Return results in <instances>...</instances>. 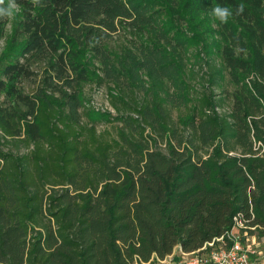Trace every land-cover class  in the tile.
Returning <instances> with one entry per match:
<instances>
[{
	"label": "trees",
	"instance_id": "trees-1",
	"mask_svg": "<svg viewBox=\"0 0 264 264\" xmlns=\"http://www.w3.org/2000/svg\"><path fill=\"white\" fill-rule=\"evenodd\" d=\"M36 1L37 4L42 5L38 10L44 12L42 16L36 11L37 15L33 22L37 24V28L29 31V26H25L21 19L14 22L5 45L0 51V92L10 97H17L16 107H10L11 111L8 109L10 133H14L20 127L15 121L20 116L19 108H25L27 104H30L31 112L36 113L33 122L25 127L26 140H23L25 144L22 145L23 148L32 146L31 150L29 149L26 153L21 152L19 155L9 150L2 153L5 164L0 173V259H2L0 262L7 261L10 264L24 262L22 246L25 243H22L20 238L25 235L26 220L40 213L38 191L45 189L44 181L56 179L68 180L76 186L95 185L99 178L120 175V171L115 168L117 164L130 162L132 166L136 165L137 169L139 159L143 157L138 143L126 142L127 146H133L130 155L129 150L126 152L113 151L111 142L102 141L91 133L82 138L73 133L72 128H75L73 124H77L74 116L78 117V104H73L78 98L75 91L65 94L64 101L56 103L44 96L39 103L40 110H37L33 100L16 89L15 79L20 68L19 53L21 51L46 44L47 49L53 53L58 50L63 52L66 46L73 49L72 52L75 54L80 52L82 45L92 51L94 57L104 65L107 71L110 56L101 44L104 31L113 29L116 19L122 18L133 29L140 30L142 27H147L155 33L154 41L139 44L137 49L140 56L131 51L126 54L130 60L129 66L126 67L129 78L133 81L142 69L150 71L152 76L167 81L171 89L169 98L179 106H186L191 100L182 58L190 44H200L203 54L207 55L209 52L218 54L224 62L230 65L240 63L237 65L238 69L243 68L247 72L254 71L264 76L262 59L264 54V0H247L249 4H244V12L236 14L237 19L248 22L240 33L244 43L242 57L238 59L233 54L232 44H228L226 37L224 44L217 41V31L213 26L214 16L212 15L215 6L223 7L226 2L235 3V0ZM15 2L33 8V4L28 1L15 0ZM237 2L240 3L241 0ZM155 3L162 6L163 19L161 20L158 19L156 9H152ZM237 9L234 10L235 13ZM58 13L59 15H56ZM86 18L95 20L96 26L81 27V21ZM4 23V18H0V39ZM23 29L29 34L25 39H20ZM39 31L45 33L40 35ZM64 38L66 44L63 43ZM70 51H67L68 54ZM206 61L207 59H204V63L210 67V70L205 73L203 103L205 115L208 124L212 127L211 132L214 138H221L222 142L227 145L237 136L234 133L235 126L219 110L217 93L214 88L217 69L216 66H211ZM61 63L64 64L63 59ZM72 68L76 71L75 65ZM254 88L258 89L260 98H264V94L259 91H264V85L254 86ZM247 101L254 108L261 107L257 97L252 94L249 95ZM64 106L69 110H62ZM142 107L145 112L151 113L152 116L149 117L148 122L153 123V116L157 115L156 101L154 99L145 100ZM52 117L55 119L60 117V120L52 122L50 121ZM240 119L247 125L246 112H241ZM176 123L178 129L184 132L189 126L194 125V118L181 116ZM76 128L82 130L81 127ZM178 132L177 129L172 131V137L177 143L183 141V137ZM259 132L260 136L264 134L262 130ZM202 137L203 132L198 135L191 134L187 142L190 144L196 140L205 142ZM149 138L153 144H156L153 136ZM190 151L184 160L179 159L180 154L176 152L173 144H170V154L174 155V159H178V161L169 160L173 165L170 171L175 176V184L173 189L172 185L168 186L170 190L166 198L163 197L161 190L160 200L156 198L157 187L164 185V176L168 171L167 162H164L162 170L149 174L150 177L140 183L135 181L133 171L128 172L125 174L126 181L122 185L107 186L99 198L86 195L83 200H79L78 197L69 196L66 188L48 198L49 205L53 208L49 214L64 215L68 220L67 225L71 233L67 237L61 236L63 240L55 250L46 253L44 247L42 248L43 233L41 230H35L36 237L30 244L32 257L29 264H127L123 252L114 243L118 235L123 234L125 240L131 238L134 240L137 239L139 229L143 237L139 242L142 246L137 250L128 249L126 254L129 256L137 252L146 257L154 250L163 253L166 251L165 247L172 242L167 229L181 228L178 231V236H180L188 220H190L188 227L191 230L195 224H200L207 214L210 215L209 217L216 214L217 217L214 216L206 221L210 228L201 232L200 237H196L195 233L186 234L185 239L182 240L185 246H196L221 230L222 228H218L221 222L218 216L220 209L224 210L228 206L230 210L227 213L231 214L241 210L242 206L247 203V199L244 198V186L247 179L239 178L241 169L237 167L235 159L225 158L221 163L213 165L210 161L203 160L200 165H196L189 157L192 153ZM215 151L217 155H220L221 148L218 146ZM159 159L166 161L165 156L159 152L148 155L150 163ZM173 162L177 163L173 164ZM256 163L264 168V160ZM28 179H32L33 183L31 184ZM259 187L262 189L261 194L256 196L255 202L258 204L257 212L262 215L260 218H264L262 208L264 207V176L260 180ZM241 193L244 200L239 196ZM225 195L233 198L227 203L219 202L221 196ZM67 198H69L67 207L65 209L59 207V203ZM130 198L138 199V203L132 206ZM172 204L177 205V210L176 215L170 216L168 212H174L168 211L167 206ZM205 205L212 213L197 212ZM158 206L161 210L156 209ZM189 208L192 209L187 214L182 212ZM12 209L15 210L12 212ZM75 218L85 220L86 228L77 232ZM213 227L214 230L211 233ZM77 236L84 242L76 239ZM51 239L55 240L53 234H51Z\"/></svg>",
	"mask_w": 264,
	"mask_h": 264
},
{
	"label": "rangeland",
	"instance_id": "rangeland-1",
	"mask_svg": "<svg viewBox=\"0 0 264 264\" xmlns=\"http://www.w3.org/2000/svg\"><path fill=\"white\" fill-rule=\"evenodd\" d=\"M25 1L33 4V8L15 2L17 9L14 15L4 18L5 23L0 39V51L5 45L14 22L21 19L25 26H29L30 31L37 28V24L33 22L37 13L44 15V12L38 10L42 5L34 3L33 0ZM8 3L9 0H4V5L0 6L7 7ZM241 4L248 5L249 2L241 0L238 3L235 0V3L226 2L223 5V7L229 8L232 12V16L229 17L227 23H222L215 17L213 19V26L217 31V41L220 44H224L226 37L228 44H232L233 54L237 59L242 57L241 53L244 43L241 40L240 33L244 28L243 26L248 24L245 20L237 19L234 11ZM152 9H156L158 12V19H163L162 6L155 3ZM56 15H59V13ZM95 23L96 21L92 18H86L81 21L80 26L93 27L96 26ZM114 25L113 29L104 31V38L101 42L110 56L109 66L106 68L107 71L104 65L100 64L94 57L92 51L82 45L80 46V52L75 54L72 52L74 51L73 49L66 46L63 52L58 50L53 53L47 49L46 44L19 53L20 68L15 79L17 81L16 89L22 95L28 96L33 100L37 110H40L39 103L42 97H49L53 100L52 102L56 103L64 101L65 94L75 91L78 98L74 100L73 104H78V117L74 116L77 119V124H73L75 127L72 128L73 133L79 137L81 136V138L91 133L102 141L111 142L113 151L126 152L129 150L130 155L133 151V146H127L126 142L130 141L131 144L138 143L143 154V157L139 159L137 169L135 168L136 165L132 166L130 162L117 164L115 168L120 171V175L99 178L95 185L76 186L68 180L61 181L56 179L44 181L45 189L38 191L40 213L26 220V232L20 238V241L25 243L22 246L24 249V262L21 264H29V260L32 257L30 244L36 237L35 230H41L43 233L42 248L44 247L43 249H45L46 253L55 250L61 240H63L61 236L67 237L71 233V229L67 225L68 220L64 215L49 214L53 211V208L49 205L50 201L48 198L55 196L64 188L68 189L69 196L78 197L79 200H83L86 195L99 198L107 186H111V184L122 185L126 181L125 174H128V172L133 171L135 181L140 183V181H145L146 178L150 177L149 174L155 173L156 170H162L164 162H167L168 171L164 176V185L157 187L158 195L156 196V198L158 197L157 200H160L162 190L163 197L166 198L170 185H172L173 189L175 184V176L170 171L173 165L169 160L173 161L174 159V155L170 154V144H173L176 152L180 154L179 159L182 158L184 160L188 156V151L191 150L190 152L192 153L189 157L192 159V163L196 165H200L203 160L210 161L213 165L221 163L225 158L235 159L237 167L241 169L239 178L247 179L244 186V198L247 199V203L242 206L241 210L231 214L227 213L230 210L228 206L224 210L220 209L221 212L218 216L221 222L218 228L222 229L196 246H185L182 240L185 239L186 234L192 235L195 233L196 237H200L202 235L201 232L210 228L206 221L214 216L217 217L216 214H212V217L207 214V217L200 224H195L191 230L188 227V222L190 221L188 220L181 230L180 236H178V231L181 228L167 229L172 242L165 247L166 251L158 253L154 250L146 257L139 255L137 252L130 256L126 254L128 249L137 250L142 246L139 242L143 237H141L139 229L136 236L137 239L134 240L132 238L125 240L123 234H120L114 240V243L123 252L126 263L158 264L159 260L168 257L191 256L207 252L210 249L226 248L233 241H240L242 244L253 243L258 249L264 251V218H260L262 215L257 212L258 204L255 202L256 196L261 194L260 190L262 189L259 185L262 176H264V168L256 163L264 160V134L262 136L259 134L260 130L264 132V98H260L258 89L254 88V86L261 87V84L264 85V76L262 77L254 71L247 72L243 68L238 69L237 65L240 63L230 65L224 62L218 54H213L212 52L207 55L203 54L200 44H190L183 53L182 58L191 100L186 106H179L169 98L171 89L167 81L152 76L150 71L142 69L133 81L132 78H129V72L126 67L129 66L130 60L126 54L131 51L140 56L137 49L139 44L154 41L155 33L147 27H142L140 30L133 29L122 18H117ZM44 33L39 31L40 35ZM28 34L29 32L23 29L20 39H25ZM63 43L66 44L65 38ZM67 51H70V53L68 54ZM61 59H63L64 64L61 63ZM204 59H207L206 62H209V65L216 66L214 88L217 93L219 110L235 126L234 133L237 136L228 142L227 145L222 142L221 138H214L211 132L212 127L208 124L205 115L203 106L205 73L210 70V67L204 63ZM262 59L264 63V54ZM73 65L76 66V71L73 70ZM259 91L264 94V91ZM250 94L257 97L258 102L261 104L260 108L250 106V102L247 101ZM148 99L150 101L154 99L157 103V115L153 116V123L148 122L149 117L152 116L151 113L145 112L142 107L144 101ZM16 101V96L10 97L4 92H0V173L2 171L1 168L5 164L2 156L3 152L9 150L15 155H19L21 152L26 153L29 149L31 150L32 147H22L25 144L23 140H26L25 127L33 122L36 115L35 111L34 113L31 112L30 104H27L25 108H19L21 111L19 112L20 116L15 121L19 123L20 127L14 133H10L11 126L9 124L8 109L10 110V107L15 108ZM63 109L64 111L66 109L69 110L65 106ZM241 112H246L247 125L240 119ZM181 116L194 118V125L189 126L184 132L178 129L176 123ZM54 119L55 117H52L50 121L58 122L60 117ZM76 127H81L82 130ZM175 129L183 137L182 142L177 143L175 138L172 137V131ZM200 132H203L202 139L205 142H199V140L194 141L193 144L187 142L191 134L198 135ZM150 136L156 139V144H153L149 138ZM218 146L221 148L220 155H217L215 151ZM187 149L189 150L187 151ZM154 152L164 155L166 161L159 159L150 163L148 155ZM174 161H178V159H174ZM175 163L177 162H173V164ZM28 181L31 184L33 183L32 179H28ZM239 196L244 200L242 193ZM231 198L233 197L221 196L219 202L227 203ZM129 201L132 206L138 203V199L135 198H130ZM68 202L69 198L60 202L58 206L65 209ZM176 207V204L167 206L168 211L174 212H168L170 216L176 215ZM192 208L185 209L182 212L187 214ZM262 208L264 210V207ZM156 209L161 210L159 206ZM14 210L12 209V212ZM203 211L212 213L208 211L206 205L197 210L200 214ZM226 218L228 219L227 221L225 220ZM75 220V230L77 232L86 228L85 220L80 218H75ZM214 227L211 233H213ZM51 234H53L55 240L51 239ZM76 239L84 242L79 236ZM0 260L2 261V259ZM0 264H10V262L4 261L0 262Z\"/></svg>",
	"mask_w": 264,
	"mask_h": 264
},
{
	"label": "built area",
	"instance_id": "built-area-1",
	"mask_svg": "<svg viewBox=\"0 0 264 264\" xmlns=\"http://www.w3.org/2000/svg\"><path fill=\"white\" fill-rule=\"evenodd\" d=\"M158 264H264V251L253 243L233 241L226 248L210 249L191 256L168 257L159 260Z\"/></svg>",
	"mask_w": 264,
	"mask_h": 264
},
{
	"label": "clouds",
	"instance_id": "clouds-1",
	"mask_svg": "<svg viewBox=\"0 0 264 264\" xmlns=\"http://www.w3.org/2000/svg\"><path fill=\"white\" fill-rule=\"evenodd\" d=\"M36 3V0H33ZM0 5H4V0H0ZM17 9V5L15 0H9L7 7L0 6V18L12 17ZM244 12V5L241 4L238 6L237 15L242 14ZM212 15L220 20L222 23H227L230 16H232V12L227 7L215 6L212 10Z\"/></svg>",
	"mask_w": 264,
	"mask_h": 264
}]
</instances>
